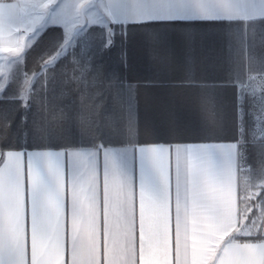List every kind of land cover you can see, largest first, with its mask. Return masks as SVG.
<instances>
[{"label": "snow or ice", "instance_id": "1", "mask_svg": "<svg viewBox=\"0 0 264 264\" xmlns=\"http://www.w3.org/2000/svg\"><path fill=\"white\" fill-rule=\"evenodd\" d=\"M160 26L226 38L223 81L187 75L175 85L197 94L201 142H187L175 116L171 139L140 140L131 86L120 147L83 105L32 112L35 79L114 50L126 62L129 28L161 49ZM229 88L230 125L216 101ZM9 99L23 111L15 121L0 111V264H264V0H0V102ZM67 121L87 122L90 139L64 136Z\"/></svg>", "mask_w": 264, "mask_h": 264}, {"label": "trees", "instance_id": "2", "mask_svg": "<svg viewBox=\"0 0 264 264\" xmlns=\"http://www.w3.org/2000/svg\"><path fill=\"white\" fill-rule=\"evenodd\" d=\"M191 39L185 36V29L175 32H168L160 29L163 46H176V53H171L173 57L179 56L181 60L189 55L190 48L194 46H212L227 44L223 33L209 30H192ZM52 33L45 36L28 58L26 71L31 74L36 69L34 63L37 55L48 47ZM256 54L259 58L260 35L255 37ZM126 62L121 63L118 51L97 55L94 66L90 67L87 57H80V62L75 66L69 64L64 72L57 69L55 73H47V79L37 78L32 86V96L36 104L32 108L35 113L40 104L45 105L46 110L59 113L60 109H65L75 114L84 106L85 112L92 113L96 118V123L102 127L103 133L114 141L115 145L125 137L121 133L126 129L128 121V91L131 86L134 97V117L138 121L140 128V140L148 141H168L170 136L169 127H165L166 122L170 121L169 116L173 113V102H157L150 99L152 88H157L151 84L152 80L165 77L168 69V60L163 65V58L160 53L165 52L161 49H153L145 43L144 31L141 29L129 28L127 39L124 43ZM194 54L195 53H191ZM209 55V54H205ZM211 55V54H210ZM229 55V54H227ZM173 60V59H172ZM179 60V59H178ZM181 65H183L181 63ZM183 65L182 70H173L171 74L189 72ZM81 69H85L79 82L72 79L81 76ZM200 71V73L214 74L213 70ZM179 76L178 74H176ZM183 76V75H182ZM16 91L13 87L5 93L11 97ZM83 93V100L81 94ZM0 111L5 112L10 120L18 119L20 112L23 111L17 100L9 99L7 102H0ZM182 110H178L181 112ZM185 112V110H183ZM171 124V123H170ZM164 125V126H163ZM60 131L68 139L77 142L81 140L87 142L90 139L89 125L87 122L67 121ZM17 129L13 123L12 127L6 129L9 139L15 141ZM186 138L191 137V133H181Z\"/></svg>", "mask_w": 264, "mask_h": 264}, {"label": "crops", "instance_id": "3", "mask_svg": "<svg viewBox=\"0 0 264 264\" xmlns=\"http://www.w3.org/2000/svg\"><path fill=\"white\" fill-rule=\"evenodd\" d=\"M160 29L165 28L163 26H160ZM180 29L184 28L168 27L166 30L171 33L179 31ZM191 29L196 31H218V33H222L220 29H211L205 27H194ZM161 50L167 53L168 60V65L165 64L167 61L165 59H163L162 64H165V67L168 66V68L170 67L171 69H168V71L165 73L167 74L165 75V77L163 76L152 80L151 84L156 85L157 88H152L150 99L157 102H173L174 111L168 116H175L178 121L179 132L193 134V136L185 138L187 142H201L199 140H196L195 137L198 135L200 129L205 124V115L198 105L197 94L192 90L176 87L175 85H177L187 75H191L196 79L206 81L210 84L223 81L230 68V64L228 61L229 55H227L229 54L227 44L194 46L192 49L190 48L189 50H187L189 52V55H186L183 60H181L179 56L173 57L171 55V53L173 52L176 53V46L167 45L161 48ZM191 53H195V55ZM181 63L183 65L187 64L184 67H186L189 72L171 74L170 71H172V68H174V71L177 69L182 70L183 65H181ZM204 69H207L208 71L213 70L214 74L205 75V73H200V71L206 72V70ZM176 74H178L179 76H177ZM253 74L255 75V73ZM255 86H257V95L259 96V81L256 82ZM216 101L226 121L230 125L233 105V90L230 88L217 90ZM178 110L182 111L178 112ZM183 110H185V112ZM165 127H169L171 129L172 125L170 124V121L166 122ZM170 129H166V131H170ZM115 146L120 147L122 145Z\"/></svg>", "mask_w": 264, "mask_h": 264}, {"label": "rangeland", "instance_id": "4", "mask_svg": "<svg viewBox=\"0 0 264 264\" xmlns=\"http://www.w3.org/2000/svg\"><path fill=\"white\" fill-rule=\"evenodd\" d=\"M36 81V79L33 81V83ZM33 86V85H32ZM256 87V89H257V86H255ZM258 96V95H257Z\"/></svg>", "mask_w": 264, "mask_h": 264}]
</instances>
